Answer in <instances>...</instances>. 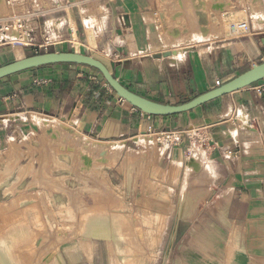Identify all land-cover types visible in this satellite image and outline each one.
<instances>
[{
  "label": "crops",
  "instance_id": "0c3cea01",
  "mask_svg": "<svg viewBox=\"0 0 264 264\" xmlns=\"http://www.w3.org/2000/svg\"><path fill=\"white\" fill-rule=\"evenodd\" d=\"M64 1L68 4L72 0ZM214 1L223 3V10L233 8L237 2ZM187 2L90 1L89 4L95 3L104 11H99L95 18V13L85 8L94 28L84 37L82 53L102 60L134 92L169 104L187 102L219 86L217 81L222 85L264 60V22L256 25L249 15L251 30L247 33L234 34L231 27L234 23L229 30L219 24L215 28V16L210 12L211 39L188 37L182 42L165 41L164 20L185 26L188 18L194 19L186 13ZM224 14L229 19L228 9ZM172 17L178 18L173 21ZM31 24L40 35L46 26L42 18ZM73 28L77 30L75 24ZM72 47L59 44L54 51H72ZM19 54V49L0 48V66L24 58ZM106 83L96 69L74 63L45 65L0 79V203L10 195L11 178L6 184L4 180L12 168L18 166V173L23 165L31 162L36 165L45 148L44 143H39L40 137L44 134L56 138L55 130L44 127L47 121L40 116L68 122L74 119V127L81 132L100 140L124 141L125 145L129 141L137 143L142 133L185 130L182 144H168V158L185 162L194 154L197 158L192 161L203 162L196 153V148H201L212 171L210 176L201 175L202 172L187 176L185 170L173 176L174 182H169L167 188H173L179 198L170 209L204 210L208 217H178L168 256L177 243L179 264H211L199 252L226 242L223 239L232 234L234 244H244L241 249L234 247V264H246L252 259L246 250L248 244L253 245H248L249 250L253 247L264 258V90L259 87L264 79L193 110L167 116L143 112ZM34 114L40 116L33 119ZM53 145L50 143L47 149ZM186 179L189 181L183 201ZM202 179L207 181L201 182ZM208 180H212L211 184ZM189 194L193 196L194 207L187 201ZM202 194L207 196L205 200ZM19 250L14 258H26Z\"/></svg>",
  "mask_w": 264,
  "mask_h": 264
},
{
  "label": "rangeland",
  "instance_id": "374dc122",
  "mask_svg": "<svg viewBox=\"0 0 264 264\" xmlns=\"http://www.w3.org/2000/svg\"><path fill=\"white\" fill-rule=\"evenodd\" d=\"M90 1L94 0H72L64 10H57L41 17L44 25H46L45 29L57 26L74 38L75 43L73 44L63 43L65 48L73 46L72 51L76 50V52L82 53L83 47H85L83 45L85 42L84 37L89 33V29L94 28L90 25L91 16L88 11L95 13V15L98 14L91 10L85 11V8L93 5L92 3L89 4ZM96 1L99 2V0ZM236 1L238 3L236 2L233 8H225V10L230 11L228 19L227 15L224 14L225 10L219 12L212 9L213 5L222 7L223 3L206 0L210 10L212 9L210 12L215 16L213 20L215 28H218L219 24V26L222 25L229 30L233 23L247 22L248 15L256 25L257 22H264L263 18H258L257 12L253 9L257 3H252L251 0H248V2L246 0ZM239 1H242V5ZM3 2L4 4L0 6V20H3L2 16L6 17L9 12L25 11L27 9L26 5L22 3L7 6L6 0H3ZM261 4H263V1ZM103 11L104 9L100 10V13ZM177 18L172 17L171 20L175 21ZM32 22H38V18H35ZM73 24H75L77 30L73 28ZM163 24L165 33L176 41L182 42L188 37L202 41L211 39L210 37L206 39L207 37L205 38L201 34L197 25L193 24L189 18L185 26L166 20L163 21ZM210 28L212 29L211 23ZM36 37H40L37 31ZM4 47L10 50L19 49V56L27 57L38 53L52 52L55 46L38 49L11 47L9 44L0 46V48ZM90 47L93 48L94 45L90 44ZM35 116L39 117L40 115L34 114L33 119ZM40 117L48 121L44 127L55 130L56 138L53 137L52 139L55 140H52L44 134L40 137L39 143H44L45 148L42 150L41 160L36 165L34 162L23 165L21 169L19 168L18 173H16L18 166L12 168L11 173L4 180L6 184L9 177L11 178V186L8 190L10 195L4 202L0 203L1 234L5 233L11 225H19V223H26L30 231L28 232L29 237L24 238L22 242L21 240L18 241L16 245V252L19 253L18 249H20L19 251L25 253L27 257L22 260L15 257V263L18 261L20 264H74L78 262L88 264L87 261H89L91 264H94V262L95 264H179L177 243L171 256H168L170 240L173 238L176 229L175 222L178 217H181L179 211L170 210V208L178 201L179 196L173 188L168 189L167 186L169 182H174L173 176L179 175V172L183 170L188 172L187 176L196 172H202L201 175L210 176L212 167L209 162L207 172L204 170L203 162L198 160L194 162L195 165H193L192 170L188 171V164L191 163L189 160L192 157L193 159L196 158L190 155L185 162L173 158L170 160L167 152L168 144L159 141L158 135L151 132V135L148 134L152 140L151 146L142 144L137 146L134 141H129L127 145L123 144L124 148L120 151L117 150L118 148L108 146V144L91 150L88 147V141H91L90 139H100L74 127V119L68 122L63 118L60 121L58 118ZM47 141L48 143H46ZM106 141L109 140H104L102 143H106ZM116 142L120 143V141ZM50 143L54 145L52 148L47 149ZM157 143L161 146H158ZM124 167L128 171H124ZM188 181L186 179L187 183ZM200 181L206 182L207 179ZM149 186H154L153 190ZM133 195L135 196L133 197ZM192 198L193 196L189 194L187 201L194 207ZM201 198L205 200L207 196L202 194ZM143 207L145 208L142 209ZM123 211L130 214L132 222L130 224L127 219L124 228L127 231V240L122 243V250L118 246L116 247L114 242L106 240L98 232L91 231L85 225L86 223L84 224V222H87V215L99 213L109 217L107 223L112 226L111 214L124 215ZM149 213L154 216L160 213L161 218L158 220L163 223L162 227L151 235L147 233V225L143 222V218ZM206 213L207 211L204 210H187L182 211V216L188 219H193L195 215L200 218H207ZM262 227L264 230V223H262ZM251 230H254V228ZM97 234L99 238L97 236L92 238ZM231 236L225 238L219 236L218 238H224L223 240L226 242L212 244L214 248L204 249L199 252V255L201 257L204 255L207 262L211 264H234V247L237 246L241 249L244 244H234ZM92 239L99 241L98 250L93 251L91 249ZM248 245L246 250L251 253L252 259H249L246 264H264L262 254L259 252L256 254L253 247L249 250V246L253 245ZM223 246L225 249L222 250ZM107 247L109 251H107ZM125 249L126 251L123 252ZM98 254L101 256L99 259ZM75 256L78 258L76 261L73 260Z\"/></svg>",
  "mask_w": 264,
  "mask_h": 264
},
{
  "label": "bare ground",
  "instance_id": "6f19581e",
  "mask_svg": "<svg viewBox=\"0 0 264 264\" xmlns=\"http://www.w3.org/2000/svg\"><path fill=\"white\" fill-rule=\"evenodd\" d=\"M263 1V4H261V2ZM7 2V0H6ZM252 3H257L256 5H254L253 9L257 12L256 15H258V18H263L264 19V0H252ZM4 2L3 0H0V6L3 5ZM7 6H8V2H7ZM187 13L188 15H192L194 17L193 20H191V22L195 25H197V27L199 28V31L201 32V34L206 38L209 36L210 34V11L213 10H216V11H222L224 9V5L222 7H215V5L212 6V9L210 10V7L209 5L207 4L206 0H188L187 2ZM88 10H91V11H95V12H99L100 10H102V7L101 6H98L97 4H93V5H89L87 7ZM244 10V9H243ZM243 12V11H242ZM241 13V12H240ZM244 14V13H243ZM242 14V15H243ZM241 15V14H239ZM241 15V16H242ZM245 15V14H244ZM4 16V15H3ZM2 16V17H3ZM97 16V14H96ZM246 16V15H245ZM236 18V17H235ZM234 18V19H235ZM245 18V17H244ZM241 19V17H240ZM233 20V19H232ZM91 21V20H90ZM238 21V20H237ZM93 22V21H92ZM91 22V24H92ZM94 22H95V19H94ZM235 22V21H234ZM96 26V25H95ZM224 30V29H223ZM220 32V31H219ZM234 32V31H233ZM165 33V31L163 32ZM166 34V33H165ZM162 36V35H161ZM163 36L165 37V41H174L172 38L169 37V35H164ZM162 38V37H161ZM163 39V38H162ZM164 41V39H163ZM173 43V42H172ZM60 121H62L63 119L61 118H58ZM48 122V121H47ZM52 123V122H51ZM54 124V123H52ZM142 134H145V135H142ZM141 135H139V138L136 139L137 143L139 145H148V146H151L152 145V140L150 138V136L148 135V133H142ZM94 138V137H93ZM91 141H88L89 142V149L91 150H94V149H97V148H101L102 145H105V144H108V146H111V147H114V148H118L117 150L120 151L122 150V148H124L123 144H124V141H120V143L116 142V141H112V140H109L108 142L106 141V143H102L104 140H92L90 139ZM97 141H100L101 143H97ZM100 144V145H99ZM158 146H161L159 143H157ZM107 146V145H106ZM103 147V146H102ZM162 150V148H160ZM193 150V149H192ZM195 150V149H194ZM193 152V151H192ZM132 153V151H131ZM134 153V152H133ZM196 153H198V157H200L199 159H202L201 161H203V167H204V170L207 172L209 170V164H208V160L205 159V154L204 152L202 151V149L200 148H196ZM129 154V153H128ZM136 155V154H135ZM194 155V154H193ZM197 155L194 156V158L196 157ZM133 157H136V156H133ZM132 157V158H133ZM193 158V157H192ZM191 158V159H192ZM197 158V157H196ZM128 159V158H127ZM191 159L189 160L191 162ZM193 160V159H192ZM133 162V161H132ZM195 161H192L191 163L188 164V171L192 170V167L193 165H195V163H193ZM210 163V161H209ZM133 166V165H132ZM128 169H126L124 167V171ZM61 172V171H60ZM127 173V172H126ZM129 173V172H128ZM61 175V174H59ZM62 176V175H61ZM131 177V175H129ZM130 177H129V180H130ZM58 179V178H57ZM215 179V178H214ZM60 180V179H59ZM62 180V179H61ZM210 184L212 182V180H209ZM131 183V182H130ZM150 184V183H149ZM152 184V183H151ZM187 182L184 186V189H183V194L181 195L182 196V199L183 201L185 200L186 198V195L184 193V190L186 189L187 187ZM109 185V184H108ZM107 187V186H106ZM149 187H152L151 190H153V187L154 186H149ZM148 187V188H149ZM109 188V187H108ZM107 188V189H108ZM114 188V187H113ZM116 188V187H115ZM119 188V187H118ZM117 188V189H118ZM133 190V189H132ZM146 190V189H145ZM157 191V190H156ZM154 191V192H156ZM114 192V191H112ZM146 192V191H144ZM151 192V191H150ZM149 193V191H148ZM118 194V193H117ZM123 194V193H122ZM121 194V195H122ZM135 194V193H134ZM156 194V193H155ZM120 195V196H121ZM135 195H133L134 197ZM124 197V196H123ZM121 197V198H123ZM126 198V197H125ZM137 199V198H136ZM151 206V205H150ZM146 207V206H145ZM145 207H143L142 209H144ZM184 207V206H183ZM98 210V209H97ZM171 210V209H170ZM104 211V210H102ZM107 211V210H106ZM152 211V210H151ZM156 211V210H155ZM124 212V211H123ZM159 212V210H158ZM167 213V212H166ZM165 213V214H166ZM168 214V213H167ZM105 215V214H104ZM103 214H99V213H92V214H89L86 216V220L87 222H84L85 225H87L91 231L93 232H98L99 234H101L103 236V238H105L106 240L108 241H112L114 242L115 246L122 250V243L127 240L126 239V229L124 230V228L126 227V223H127V219L128 221L132 222V218L130 216V214L124 212V215L120 214V215H116V213H113L111 214L110 216V219H111V222H112V226H110L107 222V219H109V217H107L105 215V217ZM161 214L160 213H157L155 216L151 213L147 214L144 218H143V222L145 225H147L146 227V231L149 235H151L154 231L156 233V230L160 229L162 227V224L163 223H160L158 219H160L161 217ZM179 216L183 217L182 216V212L179 211ZM165 221H166V218H165ZM166 223V222H165ZM133 227V226H132ZM28 232L29 229L28 227L26 226V223H19V225H11L8 230L6 231L5 234H1L0 235V263L1 264H19L18 261L17 263H15L14 261V254H16V250H17V243L18 241L21 240V242L24 240V238H26L28 236ZM92 232V234H93ZM81 234V233H80ZM128 234V233H127ZM30 235V234H29ZM146 235V234H145ZM164 235V234H163ZM162 235V236H163ZM96 236L99 238V235H95V237H92V238H96ZM156 236V235H155ZM29 237V236H28ZM117 238L119 239L117 241ZM150 238V236H149ZM152 238V237H151ZM198 238V237H197ZM29 239V238H28ZM27 239V240H28ZM194 239V238H192ZM87 240V239H86ZM90 241V240H89ZM88 241V242H89ZM149 241V239H148ZM90 243V242H89ZM107 244V243H105ZM91 249L93 251L95 250H98L99 248V241L97 239H92L91 241ZM126 246V245H125ZM122 248V249H121ZM126 248V247H125ZM152 249V248H151ZM92 251V253H93ZM107 251H109L108 247H107ZM126 249L123 251L125 252ZM147 253V252H146ZM147 257V256H146ZM59 260V259H58ZM74 261L77 260V257L75 256L73 258Z\"/></svg>",
  "mask_w": 264,
  "mask_h": 264
},
{
  "label": "water",
  "instance_id": "95a60500",
  "mask_svg": "<svg viewBox=\"0 0 264 264\" xmlns=\"http://www.w3.org/2000/svg\"><path fill=\"white\" fill-rule=\"evenodd\" d=\"M74 63L92 67L99 71L107 84L124 100L143 112L157 116L174 115L187 112L234 91L250 86L264 79V60L253 64L248 70L229 81L209 90L195 98L180 104H169L154 101L140 95L123 85L99 58L76 51L44 52L17 59L0 66V79L18 72L50 64Z\"/></svg>",
  "mask_w": 264,
  "mask_h": 264
},
{
  "label": "built area",
  "instance_id": "2783aa9c",
  "mask_svg": "<svg viewBox=\"0 0 264 264\" xmlns=\"http://www.w3.org/2000/svg\"><path fill=\"white\" fill-rule=\"evenodd\" d=\"M8 5L25 4L27 9L12 11L0 20V46L9 44L11 47H32L34 49L47 48L63 43H75L74 38L63 29L53 26L42 31L40 38L36 37V28L31 22L35 18H41L55 12L64 10L67 3L64 0H7ZM232 30L238 32H249L248 22L233 24ZM106 85L111 88L107 83ZM220 85V81H217ZM264 90V84L259 86ZM158 140L171 145H180L184 141L185 130H167L156 133Z\"/></svg>",
  "mask_w": 264,
  "mask_h": 264
}]
</instances>
